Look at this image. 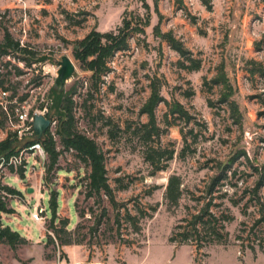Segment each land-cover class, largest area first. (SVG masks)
<instances>
[{
	"label": "rangeland",
	"instance_id": "1",
	"mask_svg": "<svg viewBox=\"0 0 264 264\" xmlns=\"http://www.w3.org/2000/svg\"><path fill=\"white\" fill-rule=\"evenodd\" d=\"M123 19L132 28L141 24L137 26L143 31L128 36L126 50L116 52L107 61L106 73L95 81L75 60L76 43L91 32H115ZM5 31L25 53L0 55V74L8 92L5 109L0 108V142L12 139L13 151L26 142V124L15 117V109L23 105L30 112L44 111L60 156L59 170L48 181L45 150L43 160L38 152H26L19 162L0 164V185L15 191L6 196L0 190L12 210L0 214V228L8 226L23 239L14 247L0 242V264H264V249L260 252L255 247L252 253L244 248L240 253L235 240L240 223L250 226L252 216H244L240 208L217 195L213 204L224 202L223 208H229L233 217L224 225L223 244L195 252L190 246L168 243L170 232L187 211L194 212L206 202L209 168L236 158L233 170L242 188L255 181L253 167L264 172V79L254 72L264 69V0H0V43ZM164 33H171L193 58L201 60L198 71L180 67L178 62L183 60L161 39ZM63 56L72 61L75 72L58 90L55 79ZM219 68L232 85V98L242 116L240 127L219 107V89L211 87ZM151 84L159 85L166 101L179 102L192 117L188 124L169 117L171 125L165 127L166 106L161 103L156 108L157 121L165 130L160 143L174 149V155L166 170L153 176L143 159L142 144L125 130L128 124L133 129L147 122L139 111ZM71 91L76 129L104 155L115 209L104 196H87V165L74 151L62 147L56 133L64 118L60 102ZM183 138L190 147L181 157ZM171 175L180 177L183 195L177 206L168 208L164 192ZM53 192L57 193V215L69 219L70 229L79 224L81 233L89 232V245L48 243ZM156 205L157 211L140 220V231L133 233L124 221V208L135 215V207L148 212ZM117 212L119 226L114 223ZM101 218L103 224L95 233L92 229Z\"/></svg>",
	"mask_w": 264,
	"mask_h": 264
},
{
	"label": "trees",
	"instance_id": "2",
	"mask_svg": "<svg viewBox=\"0 0 264 264\" xmlns=\"http://www.w3.org/2000/svg\"><path fill=\"white\" fill-rule=\"evenodd\" d=\"M130 25V21L123 19L121 26L118 27L115 32H91L84 39L76 43L73 52L74 58L79 62L81 69L92 73L91 78L93 80H100V77L106 73L108 70L107 61L116 52L126 50L127 38L130 34L142 33L143 30L139 28L141 24L136 23L133 28ZM137 25H139V27ZM160 37L183 60L178 62L182 69L188 72H196L200 69L201 60L193 58L191 52L188 51L180 41L175 39L171 33L161 34ZM11 52L23 54L25 50L24 48H20L19 43L14 41L10 34L5 31L3 41L0 43V55H9ZM254 72L264 79L263 68L260 67L255 69ZM1 77L2 75L0 74V89L6 91L3 87L5 83L4 79ZM210 84L212 85L211 87L219 89V99L217 100L219 107L229 114V118L233 125L240 127L242 125V116L238 110L237 104L232 98L233 88L221 68L217 70L215 76L210 80ZM150 89V95L139 111L140 115H145L147 117V122L138 123L133 129L131 125L128 124L125 130L131 131V135L142 144L143 159L150 166V175L153 176L158 172L166 170L168 162L172 160L174 155V149L163 147L160 143V138L165 133V130L161 128L157 121L155 114L156 108L161 103L166 106L167 110L163 115L165 127L171 125V123L168 122L169 117H172L174 120H181L185 124L190 123L192 117L179 102L166 101L160 94L159 85L151 84ZM73 93V91L66 92L60 102L59 108L60 111L64 113V118H60L56 133L59 135L62 147L67 151H74L87 165L88 173L85 185L87 196H104L108 199L113 209H115L114 191L108 183L104 155L92 139L79 133L76 129L73 114ZM208 105L211 108L213 107L210 100L208 101ZM43 135H45L46 138L41 141ZM42 136L37 139L35 134H33V136L28 137L26 142L16 151L12 150V139L1 141L0 155L8 159L10 156L16 155L23 148H27L36 142L39 143L48 155L45 177V181H48V176L59 170L57 163L60 151H56V145L48 130H46ZM183 140L185 148L181 151V157L184 155L185 149L190 147L186 139L183 138ZM195 141L193 140L192 143H196ZM240 154L245 155L243 152H239L238 155ZM235 159L236 158L230 160L226 164L218 163L216 166L209 168L212 174L204 188L203 199H205L206 202L199 208L196 207L194 212L188 210L185 217L173 227L168 237V243L170 245L176 247L190 246L195 252H200L211 245L223 244L227 238V234L224 232V225L233 221V217L228 214L229 208H223L224 202L213 204V200L217 198L227 201L231 207L240 208L244 216H252V224L250 226L246 222L240 223L241 228L239 229V234L235 238V240L240 243V253H243L244 248L255 253V247H258L260 252L263 251L264 172L253 167L256 174L255 181L252 186H245L242 188V184H239L238 179H235L237 173L236 170H233ZM19 175L21 177L23 176L22 168L19 170ZM181 186L182 182L180 177L171 175L168 178L164 192V201L167 203L168 208L177 206L178 201L183 195ZM122 189L124 188L122 187ZM0 190L4 191L6 196L15 193V191L8 186L0 185ZM150 193L151 191L148 192V194ZM238 193H241L239 197ZM214 195L217 196L215 197ZM6 196L0 195V214L12 213V210L5 202ZM245 198H247V200L241 204ZM196 201L198 202L199 200L197 199ZM49 207L51 210V217L48 227L51 233L47 235L48 243L52 245L56 244L59 247L89 245V242H86L89 232L81 233L82 227L79 224H77L74 229H70L69 219L57 215V193L55 192L50 195ZM157 208L158 205L155 207L150 206L147 208V212L144 208L135 207L136 214L131 215L125 207L124 221L130 226L133 233H137L140 231L139 221L151 218L157 211ZM102 216L103 218L107 216L105 209ZM119 216L120 214L117 212L114 220V223H117L118 226L120 223ZM103 218L99 219L94 225L92 230L95 233L98 232L100 226L103 224ZM106 221H109V219H106L104 223H106ZM90 230L91 229H89V231ZM22 241L23 239L19 237L18 233L13 232L8 226L0 228L1 243L14 247Z\"/></svg>",
	"mask_w": 264,
	"mask_h": 264
},
{
	"label": "built area",
	"instance_id": "3",
	"mask_svg": "<svg viewBox=\"0 0 264 264\" xmlns=\"http://www.w3.org/2000/svg\"><path fill=\"white\" fill-rule=\"evenodd\" d=\"M7 100H8V92L0 89V108L5 109L4 104L6 103ZM15 110H16L15 117H16L17 121L22 123V124H26L25 130L27 131L28 137H32L33 134H35L33 127H32L34 117L36 115H42L45 118H47L44 111L36 110V111L30 112V110L26 109L25 106H23V105L21 106L20 109H15ZM26 152H38V158L40 157L41 160L45 159L44 150L42 149L41 145L36 142L27 148H23L20 151V154L18 156L13 155V156H10L8 159L1 157L0 158V164L12 165L14 162H19V160L21 159L20 155L22 153H26Z\"/></svg>",
	"mask_w": 264,
	"mask_h": 264
},
{
	"label": "water",
	"instance_id": "4",
	"mask_svg": "<svg viewBox=\"0 0 264 264\" xmlns=\"http://www.w3.org/2000/svg\"><path fill=\"white\" fill-rule=\"evenodd\" d=\"M75 72V66L72 61L67 57L63 56L58 62L57 77L55 79V86L58 90H61L68 79L71 78ZM51 122L42 115H36L33 119L32 127L37 139L48 130Z\"/></svg>",
	"mask_w": 264,
	"mask_h": 264
},
{
	"label": "crops",
	"instance_id": "5",
	"mask_svg": "<svg viewBox=\"0 0 264 264\" xmlns=\"http://www.w3.org/2000/svg\"><path fill=\"white\" fill-rule=\"evenodd\" d=\"M173 246V245H172ZM68 247V246H67ZM76 247V246H75ZM182 247H184V246H180L179 248H182Z\"/></svg>",
	"mask_w": 264,
	"mask_h": 264
}]
</instances>
